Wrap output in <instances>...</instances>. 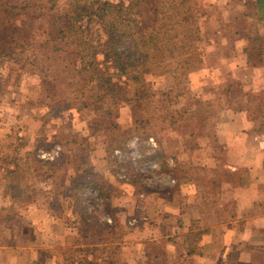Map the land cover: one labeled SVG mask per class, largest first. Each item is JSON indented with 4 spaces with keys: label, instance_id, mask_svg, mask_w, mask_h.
<instances>
[{
    "label": "rangeland",
    "instance_id": "rangeland-1",
    "mask_svg": "<svg viewBox=\"0 0 264 264\" xmlns=\"http://www.w3.org/2000/svg\"><path fill=\"white\" fill-rule=\"evenodd\" d=\"M32 1L48 11L46 0ZM240 1L193 0L201 39L192 59L146 74L155 94L142 106L122 103L116 118H100L94 105L63 110L66 96L26 55L0 58V151L10 142L38 160L35 199L14 203L16 215L7 214L0 161V264H85L92 251L98 264H240L235 249L219 253L221 240L214 261L207 239L209 211L221 222L235 191L257 189L256 158L241 149L264 148V76L235 68L232 46L258 27ZM18 34L9 25L0 45L14 48ZM94 178L97 189L82 185ZM181 213L201 218L184 225Z\"/></svg>",
    "mask_w": 264,
    "mask_h": 264
},
{
    "label": "trees",
    "instance_id": "trees-1",
    "mask_svg": "<svg viewBox=\"0 0 264 264\" xmlns=\"http://www.w3.org/2000/svg\"><path fill=\"white\" fill-rule=\"evenodd\" d=\"M42 3L50 5L48 11L37 1L0 0V32L9 25L19 32L14 48L0 45V58L20 61L26 55V64L44 75L42 82L55 94L66 96L63 110L82 111L94 105L102 119L116 118L122 103L144 105L155 94L145 75L162 73L178 57L186 56L190 61L201 39L193 0ZM247 33L249 58L262 61L264 36L257 26ZM100 54L102 60L98 59ZM145 122L136 120L139 126ZM113 126L118 129L117 123ZM13 147L9 142L0 151L4 196L13 199L7 209L3 208L8 215H16L14 203L34 200L36 195L30 192L36 186L29 184L31 178H36V155L30 162V157L21 156ZM96 183L94 178L82 185L97 189ZM91 255L93 259L85 264H98L97 253L92 251Z\"/></svg>",
    "mask_w": 264,
    "mask_h": 264
},
{
    "label": "crops",
    "instance_id": "crops-1",
    "mask_svg": "<svg viewBox=\"0 0 264 264\" xmlns=\"http://www.w3.org/2000/svg\"><path fill=\"white\" fill-rule=\"evenodd\" d=\"M240 3L245 9L244 17L251 19V16L254 15L255 17L252 19L257 21L258 33L264 36V0H260V3L259 0H241ZM251 7H254L255 11L252 14L247 10ZM247 34L248 33L239 36L234 43L235 45L232 46L233 50L235 51L237 49V52L239 53V59H237L238 62L235 64V68L253 71L259 76H264V55L262 61H260V59L255 60L254 57L249 58L248 49L250 47V41ZM247 136H249L248 139L256 138L255 134L250 132ZM239 155L241 157L256 158V163L251 166H253L256 171V176L254 177H258V179H256L257 189L251 196L246 194L247 189L253 188L250 186L240 187L238 191H235V196L232 199L233 205H236L234 207V212L230 216L227 215L228 212L227 214L224 213L223 217L218 219L221 222L215 224V210L209 211V214L207 215L212 223L209 224L212 230H208L207 239H209V244H211V247L213 248V251H211L210 254H213V259L215 261L216 255L214 254V241L221 240L222 242H218H221L222 244V246H218L220 249L219 253L225 254V259L227 258V254L235 249L240 264H264V257L256 254L257 251L264 252V174L262 175L264 170V148H258V145L256 144L254 149L246 151L241 149ZM200 218L201 216H191V218H188L185 213H181L180 216V219L185 221L184 225L187 221L190 223L194 220L198 221ZM182 225L183 224H180V226ZM197 252L198 251H196V254ZM186 254L193 257L196 256L192 251H189Z\"/></svg>",
    "mask_w": 264,
    "mask_h": 264
}]
</instances>
